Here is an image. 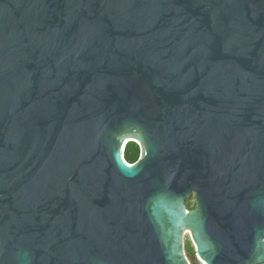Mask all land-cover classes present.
<instances>
[{"label":"water","instance_id":"1","mask_svg":"<svg viewBox=\"0 0 264 264\" xmlns=\"http://www.w3.org/2000/svg\"><path fill=\"white\" fill-rule=\"evenodd\" d=\"M186 236L264 264V0H0V264H190Z\"/></svg>","mask_w":264,"mask_h":264},{"label":"rangeland","instance_id":"2","mask_svg":"<svg viewBox=\"0 0 264 264\" xmlns=\"http://www.w3.org/2000/svg\"><path fill=\"white\" fill-rule=\"evenodd\" d=\"M130 143V142H129ZM127 145V144H126ZM125 159V158H124ZM186 206L188 209L194 208L195 206V199L193 196L189 197L186 201ZM185 255L189 261L190 264H200L199 260L196 258L194 253V248L188 238V236L185 237Z\"/></svg>","mask_w":264,"mask_h":264},{"label":"trees","instance_id":"3","mask_svg":"<svg viewBox=\"0 0 264 264\" xmlns=\"http://www.w3.org/2000/svg\"><path fill=\"white\" fill-rule=\"evenodd\" d=\"M139 146L135 142L127 143L124 150V158L127 163L131 164L135 162L139 157Z\"/></svg>","mask_w":264,"mask_h":264},{"label":"bare ground","instance_id":"4","mask_svg":"<svg viewBox=\"0 0 264 264\" xmlns=\"http://www.w3.org/2000/svg\"><path fill=\"white\" fill-rule=\"evenodd\" d=\"M125 145H126V143H125ZM123 159H124V156H123ZM125 160V159H124Z\"/></svg>","mask_w":264,"mask_h":264}]
</instances>
